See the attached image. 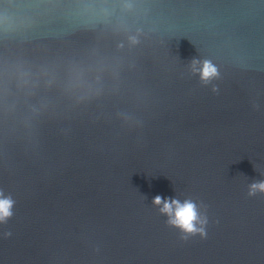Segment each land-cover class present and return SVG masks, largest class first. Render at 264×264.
<instances>
[{
	"label": "water",
	"instance_id": "water-1",
	"mask_svg": "<svg viewBox=\"0 0 264 264\" xmlns=\"http://www.w3.org/2000/svg\"><path fill=\"white\" fill-rule=\"evenodd\" d=\"M261 179L264 0H0V264H264Z\"/></svg>",
	"mask_w": 264,
	"mask_h": 264
},
{
	"label": "clouds",
	"instance_id": "clouds-1",
	"mask_svg": "<svg viewBox=\"0 0 264 264\" xmlns=\"http://www.w3.org/2000/svg\"><path fill=\"white\" fill-rule=\"evenodd\" d=\"M130 7V5H129ZM132 44L138 43L136 37H129ZM191 72L198 75L200 83L204 86L211 85L213 93L218 92V86L213 82L220 78L218 67L210 60L202 62L195 59L191 62ZM259 104L253 102V108L258 110ZM257 194L264 195V179L254 180L248 185L247 195L255 197ZM15 201L12 196L6 195L0 190V225H6L13 216ZM153 207L159 210L160 215L166 217V225L175 229L180 234L181 241H188L199 236L201 240L207 238L206 228L209 223L207 205L203 202L197 203L191 197L181 201L179 198H162L157 195L152 201ZM11 235L5 232L4 237Z\"/></svg>",
	"mask_w": 264,
	"mask_h": 264
}]
</instances>
